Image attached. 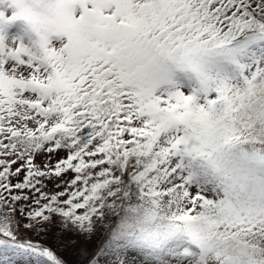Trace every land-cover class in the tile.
<instances>
[{
  "label": "snow or ice",
  "instance_id": "snow-or-ice-1",
  "mask_svg": "<svg viewBox=\"0 0 264 264\" xmlns=\"http://www.w3.org/2000/svg\"><path fill=\"white\" fill-rule=\"evenodd\" d=\"M0 264H264V0H0Z\"/></svg>",
  "mask_w": 264,
  "mask_h": 264
},
{
  "label": "clouds",
  "instance_id": "clouds-1",
  "mask_svg": "<svg viewBox=\"0 0 264 264\" xmlns=\"http://www.w3.org/2000/svg\"><path fill=\"white\" fill-rule=\"evenodd\" d=\"M19 32H20V28H19V26H17V27H16V31H15V32H10V35L15 36V35H18ZM12 42H13V41H9V40L6 39V40H5V43H4V46H5V47H10ZM53 46H54V45H53Z\"/></svg>",
  "mask_w": 264,
  "mask_h": 264
}]
</instances>
